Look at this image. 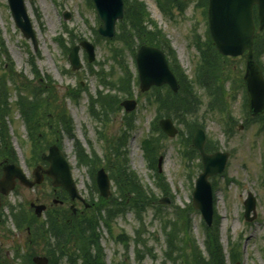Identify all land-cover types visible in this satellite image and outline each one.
I'll list each match as a JSON object with an SVG mask.
<instances>
[{
    "label": "rangeland",
    "instance_id": "rangeland-1",
    "mask_svg": "<svg viewBox=\"0 0 264 264\" xmlns=\"http://www.w3.org/2000/svg\"><path fill=\"white\" fill-rule=\"evenodd\" d=\"M141 1L145 3L150 18L157 23V28L165 33L181 69L192 81L198 100L197 108L186 110L184 103L175 105L168 99L163 115L168 117V111L173 112L175 115L169 117L183 134L169 138L157 130L153 132L152 123L160 102H156L153 90L141 94L136 78L128 85L130 88L126 94L119 93L118 88L111 85L108 77L112 71L109 68L114 69L115 77L119 73L114 64H110L112 60L107 58L117 53V58L124 61L135 75L134 58L130 52L124 51L126 47L116 38L109 41L100 36V20L90 0H26L37 34L36 50L15 26L6 0H0V161L8 158L9 150L13 149L14 162H18L26 175L30 176L47 143L57 137L61 139L60 145L71 164L78 190L89 205H75L85 215L82 220L78 213L68 212L64 221L53 227L67 243L62 244L65 251L52 258L51 264H84L81 259L84 249L95 253V248L86 244L88 231L86 235L84 232L81 234L82 242L86 244L84 246L80 241L72 240L75 232L62 236V226L65 222L67 228L73 229L76 219L83 222L96 214L99 220L96 218L95 231L99 235L104 264H173L176 256L190 252V246L197 245L201 253L205 252L204 240L208 232L211 236L214 234L210 241L214 240L215 247L220 246L224 264H233L237 259L242 264H264V125L246 116L248 107L244 87L238 88L242 79L239 83L235 80L238 71L242 78L244 59H227L221 64L223 72L218 80L225 87L224 97L215 89L208 91L196 80V71L202 61L193 44L194 36L201 41L208 38L205 9L196 6V0H188L183 11L172 7L170 14H163L156 0ZM63 10L70 13L68 20L62 17ZM81 39L94 44L96 59L88 64L85 52L80 51L83 66L72 73L66 51ZM258 53V62L264 70V45ZM31 62L38 66L40 77L45 76L50 86L58 88L62 104L58 110L65 115L67 131L70 129L76 142H80L85 159L76 156L74 139L66 134L65 128L55 135L47 130V123L35 127L36 119L45 113L43 108L47 92L42 91L40 105L33 108L35 117L31 119L26 113L34 141L27 138L30 132L14 102H19L18 96H22V102L27 107L34 104L36 96H30L29 92L33 84L37 85V80L32 78L34 66ZM6 65L12 68L5 69ZM17 71L19 74L12 76ZM100 80L109 84L108 90L100 84ZM79 82L82 87L78 89ZM99 89H102V94H97L92 108L89 104L90 94L94 95ZM105 97L112 100L109 105L112 109H108L111 112L107 116H104L100 103ZM127 97L138 100L137 107L128 114L115 104V101L119 104ZM219 99H223L225 107L213 104ZM6 103L10 106H6ZM28 111L30 113V109ZM230 118L231 123L227 126L226 120ZM196 127H201L205 132L206 148L230 152L223 172L210 177L214 218L211 229L207 231H204V221L200 212L192 207L191 199L195 179L202 169L200 157L189 143ZM7 140L9 142L5 145ZM115 141L122 142L120 148L112 146ZM117 149L119 158L115 156ZM147 152L146 159L144 155ZM160 156L162 163L158 159ZM158 164L161 165L160 174ZM119 166L134 173L143 189L151 193L153 203L143 208L137 216L132 205L119 204L114 208L117 214L109 218L106 224V210L111 206H107L105 201L121 203L125 197L128 198V194L124 197L121 192L124 183H120ZM101 167L109 175L112 192L110 198L100 204L95 173ZM51 191L49 181H43L34 188L18 184L2 199L5 206L0 211V264H33L30 261L33 251L39 249V254L49 251L54 243L52 234H46L44 244L39 238L28 242L27 239L31 240L32 236L27 232V223L35 218L30 202L49 203ZM248 192H252L256 198V214L250 221L244 218L243 206ZM164 196L168 199L167 204L159 202ZM69 202L65 203L67 208L58 206L60 209L57 208V211L64 214ZM98 204L102 207L100 212H97ZM44 221L46 213L40 215L31 231L39 232L40 228H45ZM74 257L75 260L71 262L70 259ZM180 261L186 264L183 258Z\"/></svg>",
    "mask_w": 264,
    "mask_h": 264
},
{
    "label": "water",
    "instance_id": "water-1",
    "mask_svg": "<svg viewBox=\"0 0 264 264\" xmlns=\"http://www.w3.org/2000/svg\"><path fill=\"white\" fill-rule=\"evenodd\" d=\"M93 2L102 21L99 32L106 37H112L115 21L123 16L122 0H93ZM254 4L258 6L260 28H262L264 25V0H209L208 23L213 42L220 53L237 56L247 51L243 81L248 95L249 112L252 116H257L264 112V76L252 54L255 30L252 12ZM8 5L16 25L26 38L32 40L36 47L35 34L24 1L8 0ZM63 16L67 19L70 17V13L64 11ZM80 46L87 51L90 61L94 59V46L89 41L82 40L79 44L74 45L69 53V60L73 69L81 66L78 54ZM136 63L139 70L141 90H147L153 84L160 85L162 83H168L174 90L177 89L175 77L169 70L163 53L158 48L147 45L140 46L136 54ZM122 104L127 111L135 107V101L133 100H124ZM160 125L171 136L177 132L169 119L161 120ZM204 141V131L197 128L192 142L200 152L203 170L195 181L192 203L195 209L201 211L204 220L210 225L213 206L211 184L208 178L224 169L229 153L222 151L206 153L204 151ZM44 158L50 163L45 172L52 178L53 184L62 185L69 192L71 199L80 198L62 152L56 146H51L49 154ZM15 177L29 186L34 183L25 178L17 165L7 164L4 165L3 176L0 178L1 193H8L13 188ZM41 180L42 177L36 173V181L40 182ZM97 184L100 194L107 197L109 194V179L103 169H100L97 173ZM255 205L254 195L248 192L244 200L245 218L247 220L254 218ZM35 208L36 213L40 214L44 206L38 205ZM251 212L253 213L252 216H250ZM33 260L35 264H47L48 262L46 257L40 256L34 257ZM235 264L240 263L236 262Z\"/></svg>",
    "mask_w": 264,
    "mask_h": 264
},
{
    "label": "trees",
    "instance_id": "trees-1",
    "mask_svg": "<svg viewBox=\"0 0 264 264\" xmlns=\"http://www.w3.org/2000/svg\"><path fill=\"white\" fill-rule=\"evenodd\" d=\"M186 1L188 0H156V3L159 9L164 14H170V9L172 7L177 8L178 10H184ZM207 0H196V6H205ZM190 2V0H189ZM173 12L171 13V16ZM157 28V23L150 18V13L147 11L146 5L141 0H124V17L121 21L118 22V30L116 33V40L123 44L126 48L124 50L131 51V54L134 55L135 49L137 44L134 42L147 43L150 45H156L159 47H163L166 50L167 56L170 59V65L176 76L178 77L179 81V90L176 93H172L168 90L167 87L164 89H154V93L158 96L157 100L163 103V106L167 107L168 99L175 105L179 103H184L186 110H194V108L198 107V100L196 95L194 94L192 81H189L187 75L181 69L174 51L171 49L169 41L166 39L165 34ZM262 45H264V29L257 30L254 36V59L258 62V51L261 50ZM203 51L201 55L202 63L199 64L197 71H196V80L197 83L201 87H207L208 91L210 89H215L216 92L221 96L223 94L224 97V89L223 84L219 82L218 77L223 72V66L221 65L223 61H226L219 53L216 51L215 47L212 44L210 37L206 40V42L202 45ZM202 50V48H201ZM115 54V53H114ZM223 58V59H222ZM32 63V62H31ZM259 63V62H258ZM198 64V63H197ZM34 66V63H32ZM260 65V64H259ZM262 68V67H261ZM35 70V66H34ZM263 70V69H262ZM264 71V70H263ZM185 74V75H183ZM236 78L235 80L239 81L241 78V72L235 73ZM38 78V84L35 86V90H37L38 97L40 96L43 89L46 87V84L42 79ZM131 76H112L111 78V85L118 88L119 92L128 93L130 85ZM41 80L43 82H41ZM194 83V82H193ZM190 84V85H188ZM195 84V83H194ZM125 87H128L124 89ZM243 87L242 82L239 83V87ZM187 89V90H186ZM192 89V91H191ZM190 90V91H188ZM51 91L54 92L55 89L51 87ZM179 99V101L177 100ZM55 100V99H54ZM178 102H177V101ZM186 100L185 102H182ZM215 104H222L225 107V103L223 99H219L218 102H214ZM264 114L255 117L253 120L261 121L264 125ZM232 120V118H231ZM230 121L227 122V126ZM5 129V128H4ZM1 136V135H0ZM77 148V155L81 159H85L86 155H83V149L80 148L79 143L76 144ZM208 149V148H207ZM211 150L208 149V151ZM118 174L120 175V183H124V187L121 186V192L123 193L124 197L128 194V198H124V201L120 203V206L132 205L133 209L140 211L141 209L145 208L147 205L150 204V195L146 193V191L140 185L137 177L134 173L130 172V170L126 167H118ZM118 177V176H117ZM119 184V183H118ZM104 202L105 200L102 199ZM107 206H111L106 210L107 217L105 219L106 224L108 223L109 218L115 216L117 213H114V208L117 207L119 204L115 201H105ZM101 210V208H99ZM100 212V211H99ZM89 221L91 223H88ZM87 221L77 222V224H73V230L75 231V236L72 237L73 241H77L82 245L93 246L95 248V253L91 254L88 249H84L83 254L81 255V259L84 264H104L103 255L101 247L99 246L98 242V235L96 234V217L88 218ZM87 222V223H85ZM52 220L51 225L53 227H57ZM65 227V226H64ZM55 229V228H53ZM211 229V228H210ZM88 231V235H86ZM84 232L86 235L85 240L86 244L82 242L81 234ZM54 235V241L57 242L59 239V235L56 233H52ZM67 230L64 229L62 236L66 237ZM214 234L211 236L208 232L205 240V245L207 249V256L202 257L201 251L198 249L197 245L190 246V252L186 253V255H178L173 260V263L177 264L180 262V259L183 258L186 264H224L223 256L221 253L220 246L215 247L214 240H212ZM169 244L168 240L166 241ZM64 241L59 240L56 244L58 247L54 248L51 252V255L57 253H62L64 251L65 246H60ZM172 245V242H171ZM83 246V247H84ZM179 250V247H176ZM178 250H175L176 253ZM170 257V255H168ZM73 262V259H70Z\"/></svg>",
    "mask_w": 264,
    "mask_h": 264
},
{
    "label": "flooded vegetation",
    "instance_id": "flooded-vegetation-1",
    "mask_svg": "<svg viewBox=\"0 0 264 264\" xmlns=\"http://www.w3.org/2000/svg\"><path fill=\"white\" fill-rule=\"evenodd\" d=\"M56 141L55 142H53L54 144L56 143L58 146L60 145V143H61V139H59V138H57V139H55ZM52 144V143H51ZM61 146V145H60ZM6 160L4 159L3 160V162H5ZM2 162V161H1ZM46 162V161H45ZM45 162H42V165H43V167H45L46 165H47V163H45ZM62 192V190L60 189V188H54V187H52V191H51V194H52V199H53V201H54V199L55 198H57V201L58 202H56L57 203V206L58 205H60V206H63L64 205V207H66V204H65V202L66 201H64L63 199H61L60 197H61V195L60 194H58L59 192ZM59 199V200H58ZM54 203V202H53ZM83 204L82 203V201H76L75 202V205L76 204ZM47 205V210H49V211H51V212H58L57 211V209H53V208H49L50 207V205L49 204H46ZM69 209H70V207H69ZM78 210V209H77ZM77 210L75 211V212H77ZM78 211H82V210H78ZM74 212V213H75ZM81 214H82V212H81ZM60 216H62V215H60Z\"/></svg>",
    "mask_w": 264,
    "mask_h": 264
}]
</instances>
